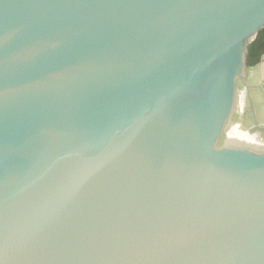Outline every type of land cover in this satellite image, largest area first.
Returning a JSON list of instances; mask_svg holds the SVG:
<instances>
[{
  "label": "water",
  "instance_id": "obj_1",
  "mask_svg": "<svg viewBox=\"0 0 264 264\" xmlns=\"http://www.w3.org/2000/svg\"><path fill=\"white\" fill-rule=\"evenodd\" d=\"M263 29L264 0H0V264H264V144L228 135Z\"/></svg>",
  "mask_w": 264,
  "mask_h": 264
},
{
  "label": "rangeland",
  "instance_id": "obj_2",
  "mask_svg": "<svg viewBox=\"0 0 264 264\" xmlns=\"http://www.w3.org/2000/svg\"><path fill=\"white\" fill-rule=\"evenodd\" d=\"M251 73H252V70L250 68L248 69L247 81L249 79H252ZM248 93H249V96H247L246 94L245 109H244V112L242 113V117L238 113L234 120V125L239 122V124H241L240 128L242 132H245V133H249L248 129L251 128L250 126H252V124L255 121H258L259 123L264 124V115H263L264 112L263 111L262 113L259 112L260 98L257 95L255 87H252L251 90L249 89ZM239 112H240V108H239ZM230 132L232 131L230 130ZM255 134L256 135L253 136L254 138L259 139V140H264L263 139L264 133H255Z\"/></svg>",
  "mask_w": 264,
  "mask_h": 264
},
{
  "label": "bare ground",
  "instance_id": "obj_3",
  "mask_svg": "<svg viewBox=\"0 0 264 264\" xmlns=\"http://www.w3.org/2000/svg\"><path fill=\"white\" fill-rule=\"evenodd\" d=\"M246 90H241V94H240V99H239V106H240V116L242 117V113L244 112V107H243V102H245V97H246ZM241 124H239V122L237 124H235L233 126V128L231 129L232 132H230L229 138L233 141H238V142H243L246 144H249L251 146H261L262 144H264V140H259L254 138L253 136L255 135V132L251 131L250 129H248L249 133H245L242 132L241 128H240Z\"/></svg>",
  "mask_w": 264,
  "mask_h": 264
},
{
  "label": "crops",
  "instance_id": "obj_4",
  "mask_svg": "<svg viewBox=\"0 0 264 264\" xmlns=\"http://www.w3.org/2000/svg\"><path fill=\"white\" fill-rule=\"evenodd\" d=\"M252 73V79H249L247 81V84L249 86V89L251 90L252 87H255L257 95L259 96V112H264V56L262 58V61L254 66L251 67ZM247 96H249L248 91L246 92ZM246 100V97H245ZM243 107L245 108V102H243Z\"/></svg>",
  "mask_w": 264,
  "mask_h": 264
},
{
  "label": "trees",
  "instance_id": "obj_5",
  "mask_svg": "<svg viewBox=\"0 0 264 264\" xmlns=\"http://www.w3.org/2000/svg\"><path fill=\"white\" fill-rule=\"evenodd\" d=\"M264 56V29L260 31L250 46L249 66L258 65Z\"/></svg>",
  "mask_w": 264,
  "mask_h": 264
},
{
  "label": "built area",
  "instance_id": "obj_6",
  "mask_svg": "<svg viewBox=\"0 0 264 264\" xmlns=\"http://www.w3.org/2000/svg\"><path fill=\"white\" fill-rule=\"evenodd\" d=\"M242 90H246L245 88H243ZM263 137V136H262ZM263 139H264V137H263Z\"/></svg>",
  "mask_w": 264,
  "mask_h": 264
},
{
  "label": "flooded vegetation",
  "instance_id": "obj_7",
  "mask_svg": "<svg viewBox=\"0 0 264 264\" xmlns=\"http://www.w3.org/2000/svg\"><path fill=\"white\" fill-rule=\"evenodd\" d=\"M264 115V114H263ZM264 125V124H263ZM255 133H258V132H255ZM256 135V134H255Z\"/></svg>",
  "mask_w": 264,
  "mask_h": 264
}]
</instances>
